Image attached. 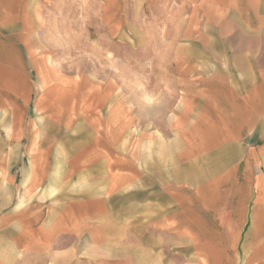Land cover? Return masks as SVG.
I'll use <instances>...</instances> for the list:
<instances>
[{
    "label": "crops",
    "instance_id": "obj_1",
    "mask_svg": "<svg viewBox=\"0 0 264 264\" xmlns=\"http://www.w3.org/2000/svg\"><path fill=\"white\" fill-rule=\"evenodd\" d=\"M173 2L137 111L48 60L47 0H0V264H264V0ZM44 123L71 133L65 162Z\"/></svg>",
    "mask_w": 264,
    "mask_h": 264
},
{
    "label": "rangeland",
    "instance_id": "obj_2",
    "mask_svg": "<svg viewBox=\"0 0 264 264\" xmlns=\"http://www.w3.org/2000/svg\"><path fill=\"white\" fill-rule=\"evenodd\" d=\"M173 1L47 0L37 14L41 51L50 55L48 60L58 72L78 83H109L113 79L119 81L122 94L136 97L137 111L143 110L145 85H160V68L151 74V65L156 67L159 58L150 56L170 48L176 49L172 42L166 41L170 31L175 33L176 28L175 25L167 26V19L168 23H175L180 13ZM60 93V90L56 92L59 106L63 101ZM75 93V89L72 90V95ZM159 96L157 94L152 98ZM65 108L68 113L66 110L64 115H71V107ZM3 112L0 106V173L5 184V174L9 171L4 169L7 159L4 160L1 154L8 145L7 124L1 120ZM43 125L47 128L42 129V140L47 141L44 137L48 136L49 141L53 142L43 144L44 148L52 146L50 161L56 159L57 162H65V147L69 144L68 135L71 133H68L65 123L56 131H50L49 123ZM42 172L46 174L43 179L45 181L48 178H64L66 171L49 168ZM9 188L10 193H13L12 188ZM18 193L20 191H16V195Z\"/></svg>",
    "mask_w": 264,
    "mask_h": 264
}]
</instances>
